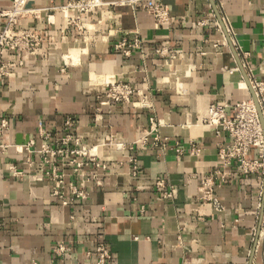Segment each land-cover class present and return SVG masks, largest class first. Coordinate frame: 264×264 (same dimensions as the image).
I'll list each match as a JSON object with an SVG mask.
<instances>
[{
	"label": "crops",
	"instance_id": "1",
	"mask_svg": "<svg viewBox=\"0 0 264 264\" xmlns=\"http://www.w3.org/2000/svg\"><path fill=\"white\" fill-rule=\"evenodd\" d=\"M69 1L30 2L37 17L23 25L42 43L6 55L0 264H99L101 246L106 264H264V174L225 165L228 133L206 122L212 104H227L231 117L253 96L247 73L264 83V0H105L118 3L85 14L63 10ZM157 3L168 22L146 8ZM12 4L0 0V12ZM111 79L138 92L102 103ZM68 136L98 147L101 165L77 173L57 157L62 185L41 150ZM210 176L219 206L205 198Z\"/></svg>",
	"mask_w": 264,
	"mask_h": 264
},
{
	"label": "built area",
	"instance_id": "2",
	"mask_svg": "<svg viewBox=\"0 0 264 264\" xmlns=\"http://www.w3.org/2000/svg\"><path fill=\"white\" fill-rule=\"evenodd\" d=\"M34 0H13L10 8L0 12V18L4 23L0 29V79L11 74L13 62L6 60L7 53L16 54L22 58L24 54L34 53L42 43V35L34 28L23 25L25 16L34 15L37 17L38 11L29 7V3ZM139 0H121L119 3H136ZM216 1V0H214ZM117 1L107 2L105 0H70L66 5L61 7L63 10H75L79 14H85L100 9L108 4H116ZM146 8L155 15L159 23H165L170 20L169 11L160 4L146 5ZM78 18L68 16V24H74ZM230 31V29H229ZM118 48L123 49L126 55L130 54L131 45L122 43ZM246 67V65H244ZM248 86L251 87L253 96L251 98L237 103L234 106L235 113L229 117L226 113L227 104L214 103L209 107L206 122L209 125L221 128L228 133V142L220 150V155L224 159V164H230L236 161L242 171L246 174L263 173L264 174V83L255 79L251 73H247ZM138 92L133 86L120 79H111L107 82V89L102 93L106 98L102 103L120 102L128 103L132 96ZM152 128L157 127L158 122L151 119ZM67 126L72 125L68 120ZM2 127H7V121L3 120ZM74 143V147H70ZM258 149L259 156L252 158V150ZM98 147H88L82 145L80 139L74 136L66 137L59 148H53L49 144L42 147L41 152L44 155L46 163L52 165V176L58 179V182L64 185V175L58 174L59 167L55 163L57 157L62 156L65 163L75 166V171H80L87 165H101L97 156ZM221 175L220 172L217 173ZM223 176V175H222ZM210 176L205 183L210 186L204 192L205 198L210 199L215 205L220 203L213 197L211 189ZM264 183V180H262ZM59 195V191H54ZM79 195H84L79 193ZM257 216L261 218L260 231L256 234L264 233V185L259 191L258 212ZM99 264H106L110 259V252L106 247H99Z\"/></svg>",
	"mask_w": 264,
	"mask_h": 264
}]
</instances>
